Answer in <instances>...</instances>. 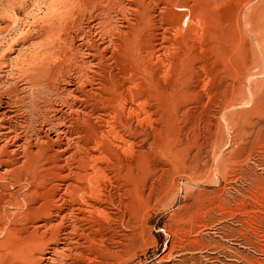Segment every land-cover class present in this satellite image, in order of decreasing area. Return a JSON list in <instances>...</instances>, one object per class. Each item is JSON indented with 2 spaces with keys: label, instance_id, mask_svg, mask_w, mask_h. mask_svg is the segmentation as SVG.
<instances>
[{
  "label": "rangeland",
  "instance_id": "374dc122",
  "mask_svg": "<svg viewBox=\"0 0 264 264\" xmlns=\"http://www.w3.org/2000/svg\"><path fill=\"white\" fill-rule=\"evenodd\" d=\"M50 1L53 0H0V11H6L5 14L0 12V19L8 21V28L2 31L4 34L0 32V54L18 46L9 59L8 65H11L7 66L10 69H5L10 73L9 77L6 76L0 84L3 92L7 83L14 82L15 75L22 76L37 51L51 52L49 57L46 56L50 65L60 61L59 56L65 47L62 28L71 25L80 15L82 0H68L66 14L57 5L49 7ZM228 7L233 18L225 42L215 38L213 21L207 18L185 20L179 30L168 29L171 35L167 38L173 48L149 57L146 66L115 55L117 62L108 60L109 65L113 64L111 71H116L122 79L116 91L125 97V107L123 112H114L115 117L105 116L101 122L93 117V122L103 132L101 150L110 158L104 162L106 180H102V183L105 180L103 187L107 197L105 206L112 207L117 218L113 222L85 212L88 221L97 220L101 226L99 232L85 233L83 237L84 249L92 258L90 264H97L100 259L103 264L109 261L110 264H264V239L253 230L254 221L259 225L262 218L257 201L264 194V148H259V143L254 140L260 130H264V0H231ZM45 26H51L52 33L42 37L38 46L19 47L20 41L34 37V32ZM114 51L119 54V50ZM53 60L56 61L54 64ZM104 91L107 92L100 93L103 96L113 93ZM94 99L89 97V106L98 102ZM112 110H117L116 105L99 109L102 113H113ZM112 130L120 138L124 137L123 140L114 138ZM50 177L54 179V176ZM15 181L7 185L6 197L0 204V240L14 237L8 228H20V234L26 233L25 237L33 235V231L26 227V209L32 199L40 198L49 183L29 174ZM81 181L85 188L89 187L88 179ZM85 193L81 195L87 197L86 189ZM47 219V216L37 217V221ZM88 221L82 224H91ZM80 222L75 223L77 233L81 230ZM113 227L116 229L113 236L119 238V242L113 245L118 252L104 256L100 249L102 244L93 236L98 237L102 232L109 235ZM49 233L48 229L45 237ZM5 251L0 245V252ZM12 257L13 254L7 252L3 259L0 258V264H6Z\"/></svg>",
  "mask_w": 264,
  "mask_h": 264
},
{
  "label": "bare ground",
  "instance_id": "6f19581e",
  "mask_svg": "<svg viewBox=\"0 0 264 264\" xmlns=\"http://www.w3.org/2000/svg\"><path fill=\"white\" fill-rule=\"evenodd\" d=\"M230 1L231 0H82L80 15L73 23H71V25H67L62 28L65 32L63 40L65 47L63 53L59 56L60 61L56 59L58 62L54 64L56 61L53 60L52 63L54 65H50L51 63H49L46 59V56L48 55L49 57L51 52L47 54L48 51L45 53V51L41 49L42 51H37L32 56V61L30 65L26 67V71L22 73V76L15 75V77H13L15 78L14 82L7 83L4 92L0 87V204L6 197L4 191L7 189V185L13 183L17 179L20 180L25 174L31 175L34 179L49 182L48 187L45 189L46 191L42 190L43 193L41 191L42 195L40 198L37 196L38 199L36 197L32 199L31 205L26 209V227L33 231V235L25 237V232V235L20 234V228H8V232L14 237L10 236L0 240V245L6 249L5 252H0V258L3 259L7 252H10L11 255L13 254L12 259L7 260L6 264H90V260L92 258L88 256L86 249H84L85 241L83 237L86 235L85 233L99 232L101 226L97 223V220L92 221L91 219V221H88L85 216V212H89V214L92 212L96 217L104 220L110 219L113 222L117 218L114 209L112 207L109 208L105 206V200H107V197L104 193L103 187V183L106 180L104 162L109 161L110 158L101 150L102 146L100 137L103 135V132H101V129L97 128L93 122V117L100 122L104 121L105 116H107V118L115 117L116 113L114 112H123L125 107V97L121 94V92L116 91L122 79L118 76L116 71H111V66L113 64L111 63L112 65H109L110 62L108 63V60L117 62L115 57L117 56L127 59L128 62L129 60H131V63L136 61L137 64L146 66V59L149 57L152 58L155 54L158 55L162 53L165 49L173 48V45H171L172 43H170L167 38L169 37L168 35H171L169 32L172 29L175 31L179 30L181 24L185 20L191 22L194 19L204 20L207 18L210 21H213L216 28V31L214 32L215 38L217 40H224L223 42H225L230 34V19L233 18L232 11L228 7ZM67 2L68 0H53L50 1L49 7L57 5L64 11L66 9V5H68ZM72 9L73 8H71V10ZM9 10L7 11L9 12ZM56 13L57 12H55V15ZM66 13L67 12L65 10V14ZM9 15L11 17V14ZM10 19L8 18V20ZM242 19L244 18H241V20ZM41 24L44 23L41 22ZM56 25L59 27L58 24ZM10 26H12V24H10ZM6 28H8V21L0 19V32ZM168 29L171 30L168 31ZM55 30L57 31V29ZM34 33V37H29L28 39L20 41L19 47L29 46L30 48V46H38L42 41V37H47L52 33V27L47 26L43 30L39 32L36 31ZM199 33L201 34V31ZM3 34L4 33L2 32V35ZM174 36H176V33ZM199 43L201 44V42ZM10 46L11 45L8 47ZM17 47L15 49L10 47L7 49L9 50L8 53L2 52V54H4H0V84L3 80H6V76L9 77L8 75L10 73H7L5 69L11 65V63L8 65L9 59L14 53L13 50H17ZM116 49L119 50V54L114 51ZM183 52H185L184 49ZM106 53H110L111 55H106ZM37 56H40V58ZM194 56L196 57L197 55ZM192 57L193 56H191V58ZM36 58H38V61H35ZM173 60L175 61V58ZM195 60L193 58V61ZM8 68L10 69V67ZM179 69L182 70V68ZM154 70L156 71V69ZM165 72H167V70ZM170 76L171 75H169V77ZM103 89L108 91L111 90V93H113L111 95L108 94V96H103L100 93L107 92ZM163 93L164 92L161 94ZM184 94L185 93H183V95ZM89 97H92L93 100L96 98L98 102H96L94 106H89ZM107 105H116L117 110L110 111L113 113L105 112L106 115L105 113L99 111L100 108H104ZM112 134L115 136L114 138L118 140H123L124 138H120V135L117 134L115 130H112ZM254 140L259 143V148H264L263 129L260 130ZM120 149L121 148H119V150ZM112 154L113 153H111V155ZM141 157H143V155ZM41 162L43 163L39 165ZM50 169H52L53 172H49ZM50 175L54 176L53 180L55 181L51 179ZM85 178L90 181V184H88L89 187L87 188L80 183V181ZM103 179L105 180L102 183ZM132 179L134 180V178ZM35 185H37V183ZM85 189L88 191L89 195L87 197H89V199L81 195L85 193ZM40 199L41 201L39 202ZM23 201L25 202V200ZM117 203L119 204L118 201ZM257 203V207L261 210L260 213L262 218L259 225L255 224L257 221H254L253 230L259 234V237L264 239V194L260 196V200L257 201ZM112 205L117 206L115 203H112ZM38 216H47L48 219L47 221H37ZM85 220L91 224L83 225L82 222ZM78 221H81L79 224L81 230L77 233V226L75 223ZM48 229L50 233L47 237H45ZM111 232L112 233L109 235H104L102 232L98 235V237L93 236V239L96 242L102 244L103 247L100 249L104 256L116 255V252H118L117 247L113 246L119 242V238L113 236L116 233L115 227L112 228ZM262 252L264 254V248ZM96 253L98 252L96 251ZM100 260L97 264L104 263V261L101 262ZM109 262L108 264H110Z\"/></svg>",
  "mask_w": 264,
  "mask_h": 264
}]
</instances>
